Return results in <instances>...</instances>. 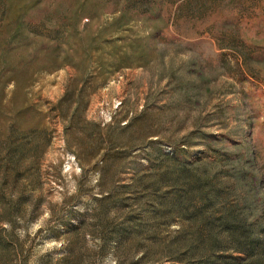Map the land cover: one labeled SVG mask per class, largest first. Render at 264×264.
Listing matches in <instances>:
<instances>
[{"label":"rangeland","instance_id":"1","mask_svg":"<svg viewBox=\"0 0 264 264\" xmlns=\"http://www.w3.org/2000/svg\"><path fill=\"white\" fill-rule=\"evenodd\" d=\"M0 264H264V0H0Z\"/></svg>","mask_w":264,"mask_h":264},{"label":"trees","instance_id":"2","mask_svg":"<svg viewBox=\"0 0 264 264\" xmlns=\"http://www.w3.org/2000/svg\"><path fill=\"white\" fill-rule=\"evenodd\" d=\"M120 66L121 65H117V66L113 67L112 69L113 70L117 69ZM189 167H190V163L182 162V165H180V167H178V169L176 170L175 174L172 177V181H173L174 184L177 181L183 180L185 177L188 176ZM205 183H206V180H203V181H200L199 185H201V187H204ZM225 224H226L225 226H226V228L228 230H230L232 228V226H233L232 223L226 222ZM242 226H244V228H246V229L250 228L249 224H245V225H242ZM259 243H260V241L250 234V235L246 236V239H244L242 244H243V248H246L247 250L251 251L253 249V247L255 245H258Z\"/></svg>","mask_w":264,"mask_h":264}]
</instances>
